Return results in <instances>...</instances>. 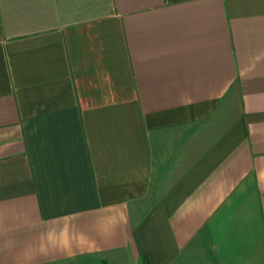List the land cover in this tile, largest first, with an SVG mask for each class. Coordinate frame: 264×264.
I'll return each instance as SVG.
<instances>
[{
  "label": "crops",
  "instance_id": "crops-1",
  "mask_svg": "<svg viewBox=\"0 0 264 264\" xmlns=\"http://www.w3.org/2000/svg\"><path fill=\"white\" fill-rule=\"evenodd\" d=\"M0 264H264V0H0Z\"/></svg>",
  "mask_w": 264,
  "mask_h": 264
}]
</instances>
